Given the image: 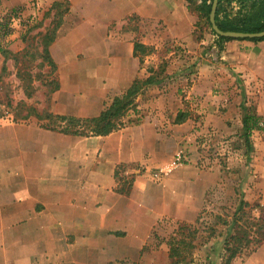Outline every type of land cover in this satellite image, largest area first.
<instances>
[{
  "label": "rangeland",
  "instance_id": "obj_1",
  "mask_svg": "<svg viewBox=\"0 0 264 264\" xmlns=\"http://www.w3.org/2000/svg\"><path fill=\"white\" fill-rule=\"evenodd\" d=\"M76 8L70 0H0V42L10 51L0 53L3 164L20 158L25 130L5 126L47 129L43 124L55 120L48 118L50 113L96 117L132 85L119 84L118 70L105 67L100 44L123 32L136 35L131 38L134 41L146 26H141L138 16L130 15L120 28L111 23L108 36L91 37L87 25L91 17L83 24L87 6ZM187 8L195 17L193 40L182 43L169 38L145 44L151 50L139 56L141 73L136 79L152 76L154 81L142 86L134 97L135 106L122 116L121 128L149 120L159 136L155 158L147 156L152 161L122 163L118 169V187L125 193L137 175L158 188L154 200L159 214L152 239L136 257L109 264H172L170 242L177 240L182 241L185 257L178 264H223L230 254L227 244H240L231 264H246L264 243V85L241 76L243 72L221 60L219 51L226 41L221 49L213 27L189 8L188 1ZM104 11L108 12L107 6ZM55 30L57 37L50 45L57 64L53 69L42 50L45 33ZM204 58L210 70L214 63L221 67L219 86L213 83L211 72L202 73ZM160 95L165 100L160 101ZM249 112L257 117L258 126L247 140L243 118ZM180 114L183 121L178 120ZM59 133L67 138L79 136ZM178 152L183 162L176 160ZM2 166L0 192L6 193L9 172Z\"/></svg>",
  "mask_w": 264,
  "mask_h": 264
},
{
  "label": "crops",
  "instance_id": "obj_2",
  "mask_svg": "<svg viewBox=\"0 0 264 264\" xmlns=\"http://www.w3.org/2000/svg\"><path fill=\"white\" fill-rule=\"evenodd\" d=\"M70 2L74 9L87 6L83 24L91 17L87 24L91 37L108 36L111 23L120 28L130 15L138 16L141 26H146L134 41L131 38L136 35L123 32L100 44L105 67L118 70L119 84H132L141 73V59L135 55L137 40L144 44L169 38L182 43L193 40L195 17L188 11L187 0ZM219 53L233 70L244 73L241 76L264 85V40H228ZM206 62L204 58L202 73L211 72L213 83L219 86L221 67L214 63L210 70ZM18 127L25 129L20 158L5 164L0 161L9 172L8 192H0V264H109L139 255L151 241L158 219V188L137 175L125 193L118 187L116 170L122 163L147 165L152 161L148 155L155 158L159 136L154 124L147 120L108 135L70 138L33 125L4 128ZM246 264H264V243Z\"/></svg>",
  "mask_w": 264,
  "mask_h": 264
},
{
  "label": "trees",
  "instance_id": "obj_3",
  "mask_svg": "<svg viewBox=\"0 0 264 264\" xmlns=\"http://www.w3.org/2000/svg\"><path fill=\"white\" fill-rule=\"evenodd\" d=\"M187 1L189 3V8L196 9L200 13V16L204 18L210 26H212L210 21V13L214 0ZM57 4L58 2H55L54 5ZM216 21L218 26L224 31H240L250 33L264 31V0H219L216 13ZM58 25H61L60 21L58 22ZM214 33L216 32L214 31ZM56 37V30L55 32L47 31L43 37L45 46L42 50V57L45 61H48V63L53 69L57 68V64L51 54L50 45L55 41ZM232 39L262 41L264 40V36L253 38H232L219 36L218 45L222 49L223 42ZM150 50L151 49L149 48V46L145 45L144 43L138 41L135 42L136 56L146 54ZM9 52L10 51L8 50V48L3 46L0 42V53L8 55ZM153 81L154 78L152 76H149L144 81L135 79L128 91L123 93L122 95L116 96L111 105L108 106L105 110H103L99 116L92 118H81L73 115H54L50 113L48 114V118L54 117L55 120L51 121L50 123L43 124V127L50 130H56L65 134H73L79 136L108 135L111 132L118 130L124 125L122 116L125 114V112L130 109L131 106H135V95H137L143 85L150 84ZM58 87L59 86H57V88ZM39 118L42 119V115H39ZM178 120H184L182 114L179 115ZM243 124L245 132L244 134L246 135L247 140H249V137L252 134V130L258 126V119L254 114L249 112L245 114L243 118ZM119 166L116 170L117 177ZM232 238L235 239L234 236H232ZM181 242L182 241L179 242V240L174 243L170 242V256L172 264H178L185 259V257L182 255V251L180 248ZM238 245L232 247L230 246V244H227V251H229L230 254H228L224 258L223 264L232 263L233 259L238 253L240 244ZM176 255L177 259L174 258Z\"/></svg>",
  "mask_w": 264,
  "mask_h": 264
},
{
  "label": "water",
  "instance_id": "obj_4",
  "mask_svg": "<svg viewBox=\"0 0 264 264\" xmlns=\"http://www.w3.org/2000/svg\"><path fill=\"white\" fill-rule=\"evenodd\" d=\"M219 0H214L213 5H212V10L210 13V21L212 24L213 29L216 31V33L219 36H224V37H232V38H245V37H262L264 36V31L261 32H255V33H250V32H240V31H224L222 30L216 21V13H217V8H218Z\"/></svg>",
  "mask_w": 264,
  "mask_h": 264
},
{
  "label": "built area",
  "instance_id": "obj_5",
  "mask_svg": "<svg viewBox=\"0 0 264 264\" xmlns=\"http://www.w3.org/2000/svg\"><path fill=\"white\" fill-rule=\"evenodd\" d=\"M261 125L264 126V123H261ZM176 160H177L178 162H183V160H184V156H183L182 152H178V153H177Z\"/></svg>",
  "mask_w": 264,
  "mask_h": 264
}]
</instances>
